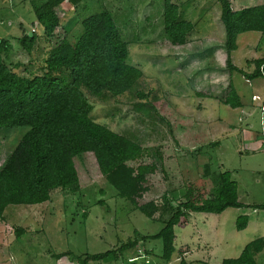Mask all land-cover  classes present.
<instances>
[{
	"label": "rangeland",
	"instance_id": "374dc122",
	"mask_svg": "<svg viewBox=\"0 0 264 264\" xmlns=\"http://www.w3.org/2000/svg\"><path fill=\"white\" fill-rule=\"evenodd\" d=\"M228 1L232 10L264 5V0ZM32 2L0 0V39L9 46L1 59L8 70L25 78L43 72L47 52L62 37L76 42L83 18L103 10L111 16L127 45L128 63L142 75L117 96L82 91L92 107L91 120L140 145L145 155L137 163L156 164L147 176V191L136 199L138 206L151 202L156 211L145 218L118 198L94 169L83 170L76 194L54 190L48 202L4 209L0 264H77V258L131 240H137L135 246L119 252L116 260L88 264H221L236 258L248 242L264 237V210L249 207L264 200V76L248 81L223 70L216 0H170L179 17L194 25L180 48L171 47L159 33L162 0H82L76 6L63 1L55 9L59 26L49 39L35 21ZM26 32L34 36L29 52L19 42ZM235 45L232 65L250 74V61L264 57V34L241 33ZM229 81L240 102L235 109L222 104ZM26 130L0 128V167ZM206 166L210 176L204 190L215 186V174L227 172L237 185L238 202L246 207L220 214L189 213L186 225L174 226V251L164 261L160 240L141 237L161 229L166 217L162 208L175 206L171 200L183 199L187 187L200 190ZM238 216L247 217L241 231L234 228ZM183 246L186 252L178 250ZM61 253L68 254L51 258ZM254 259L264 264V251Z\"/></svg>",
	"mask_w": 264,
	"mask_h": 264
},
{
	"label": "trees",
	"instance_id": "16d2710c",
	"mask_svg": "<svg viewBox=\"0 0 264 264\" xmlns=\"http://www.w3.org/2000/svg\"><path fill=\"white\" fill-rule=\"evenodd\" d=\"M32 1L35 21L49 39L59 26L55 9L63 1L76 6L82 0ZM216 2L223 29L220 47L224 52L223 70L228 75L237 72L248 81L263 77L264 57L251 60L253 70L245 74L232 65L231 52L236 48L237 35L264 34V5L232 10L228 0ZM158 20L159 33L171 47L180 48L187 43L194 25L179 17L177 6L170 0H162ZM79 24L81 34L76 42L68 43L62 37L47 52L43 72L31 78L20 77L4 65L1 52L9 46L0 39V128L27 129L0 167V219L9 205H39L48 202L54 190L78 193L80 172L86 169H94L118 198L129 202L145 218H151L156 211L151 202L136 204V199L147 191V176L155 172L156 164L137 163L145 155L140 145L91 120L92 107L82 91L92 96L123 94L141 77V71L128 63L127 45L107 11L90 14ZM33 40V35L25 34L20 46L29 52ZM222 104L232 109L240 106L230 81ZM208 170L206 166L199 180L200 190L187 187L183 199L171 200L175 206L167 204L162 208L166 217L160 221L161 229L154 235L141 237L142 241L160 240L164 261L174 251V226L186 225L189 213L220 214L228 208L246 207L238 202L237 185L227 172L215 174V186L210 191L204 190L210 176ZM249 207L264 210V200ZM246 224L247 217L238 216L234 228L241 231ZM136 242L131 240L117 249L86 254L77 258V264L116 260L119 252L134 247ZM178 250L186 252L187 247ZM263 251L264 237L256 238L245 244L236 258L223 259L221 264H256L255 255ZM67 254H54L51 258L58 260Z\"/></svg>",
	"mask_w": 264,
	"mask_h": 264
},
{
	"label": "water",
	"instance_id": "95a60500",
	"mask_svg": "<svg viewBox=\"0 0 264 264\" xmlns=\"http://www.w3.org/2000/svg\"><path fill=\"white\" fill-rule=\"evenodd\" d=\"M26 35H27L28 37H31L30 32H26Z\"/></svg>",
	"mask_w": 264,
	"mask_h": 264
},
{
	"label": "crops",
	"instance_id": "0c3cea01",
	"mask_svg": "<svg viewBox=\"0 0 264 264\" xmlns=\"http://www.w3.org/2000/svg\"><path fill=\"white\" fill-rule=\"evenodd\" d=\"M263 144V143H262ZM260 145V143L257 145V146H259Z\"/></svg>",
	"mask_w": 264,
	"mask_h": 264
}]
</instances>
